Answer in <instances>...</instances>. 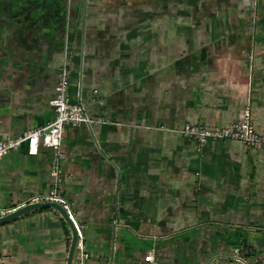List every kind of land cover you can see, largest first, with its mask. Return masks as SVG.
Listing matches in <instances>:
<instances>
[{
    "label": "crops",
    "instance_id": "1",
    "mask_svg": "<svg viewBox=\"0 0 264 264\" xmlns=\"http://www.w3.org/2000/svg\"><path fill=\"white\" fill-rule=\"evenodd\" d=\"M66 8L0 0V138L54 118ZM67 38L69 98L93 121L65 126L59 180L48 147L0 158V215L53 188L82 232L71 264H256L264 151L178 129L248 105L264 132V0H70ZM70 240L35 207L0 223V259L66 264Z\"/></svg>",
    "mask_w": 264,
    "mask_h": 264
},
{
    "label": "built area",
    "instance_id": "2",
    "mask_svg": "<svg viewBox=\"0 0 264 264\" xmlns=\"http://www.w3.org/2000/svg\"><path fill=\"white\" fill-rule=\"evenodd\" d=\"M69 3L67 0L65 16V37L63 42V57L59 66L58 79L55 85V94L50 103L54 107L55 116L47 124L23 131L17 136L0 138V158L7 152L18 148L23 142L26 143L27 153L36 154L40 145L51 150L49 173L59 180V162L63 156L61 140L66 125H75L79 122H91L93 119L86 113L84 105L79 100L69 98L68 89V32H69ZM183 135L194 137L199 144H203L209 138L236 139L254 149L264 151V132L257 130L250 119V108L244 106L238 117L227 125L207 126L198 122H186L178 129ZM49 200H59L58 192L51 189L46 197ZM69 212V211H68ZM80 238L82 232L75 219L69 213ZM147 261L153 260L152 250L144 255ZM256 264H264V247L253 256Z\"/></svg>",
    "mask_w": 264,
    "mask_h": 264
},
{
    "label": "water",
    "instance_id": "3",
    "mask_svg": "<svg viewBox=\"0 0 264 264\" xmlns=\"http://www.w3.org/2000/svg\"><path fill=\"white\" fill-rule=\"evenodd\" d=\"M40 206H52V207L56 208L59 211V213L62 215V217L68 223L70 230H71V240H70V244H69V248H68L66 264H71L73 253L75 250V246H76V243L78 241L77 230H76V227H75L72 219L69 216L68 210L60 202H58L56 200H44V201H33V202L25 203L21 206L16 207L13 210H10L4 214H1L0 215V223L6 222L9 219H12L15 216H17V215H19V214H21V213H23L29 209H32L35 207H40ZM0 264H7V263L4 262L2 259H0ZM226 264H241V263L229 262Z\"/></svg>",
    "mask_w": 264,
    "mask_h": 264
}]
</instances>
